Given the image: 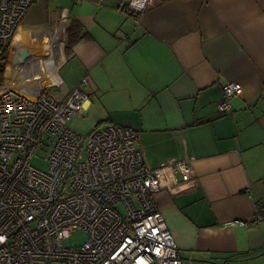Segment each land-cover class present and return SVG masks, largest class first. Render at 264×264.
Here are the masks:
<instances>
[{"label":"crops","instance_id":"obj_1","mask_svg":"<svg viewBox=\"0 0 264 264\" xmlns=\"http://www.w3.org/2000/svg\"><path fill=\"white\" fill-rule=\"evenodd\" d=\"M127 2L33 0L5 80L62 100L86 78L82 117L137 134L182 264H264V0H154L139 15ZM229 82L243 91L220 113Z\"/></svg>","mask_w":264,"mask_h":264},{"label":"built area","instance_id":"obj_2","mask_svg":"<svg viewBox=\"0 0 264 264\" xmlns=\"http://www.w3.org/2000/svg\"><path fill=\"white\" fill-rule=\"evenodd\" d=\"M153 2L128 0L127 7L139 15ZM32 3L0 0V264H182L154 200L159 180L144 163L137 134L108 123L85 135L68 126L89 104L86 78L62 100L45 90L18 92L5 80L12 40ZM242 91L241 84L226 83L219 112L230 111ZM173 170L184 183L194 176L186 161ZM261 222L256 204L254 224ZM75 230L87 240L65 246Z\"/></svg>","mask_w":264,"mask_h":264},{"label":"rangeland","instance_id":"obj_3","mask_svg":"<svg viewBox=\"0 0 264 264\" xmlns=\"http://www.w3.org/2000/svg\"><path fill=\"white\" fill-rule=\"evenodd\" d=\"M68 126L72 128L75 132L82 135L91 132L95 128V127L93 128L91 121L85 117H82V115H77L74 118H72L68 122ZM33 163L36 164L38 167L46 168L45 163L40 162V160L35 159ZM86 240H87L86 233L80 230H75L71 233L70 237L64 241V244L67 247H78L81 246Z\"/></svg>","mask_w":264,"mask_h":264},{"label":"trees","instance_id":"obj_4","mask_svg":"<svg viewBox=\"0 0 264 264\" xmlns=\"http://www.w3.org/2000/svg\"><path fill=\"white\" fill-rule=\"evenodd\" d=\"M74 27H79V25H75V26L71 27L69 29V32L72 31V29H74ZM79 34L80 33L78 32V33H74V35L71 36V39L69 41V42H71V44L69 46H71L72 44H74L80 38ZM69 48L70 47H68V45H67V47H66L67 55L70 53L69 50H68ZM2 70L3 69H0V85L3 83V71Z\"/></svg>","mask_w":264,"mask_h":264}]
</instances>
